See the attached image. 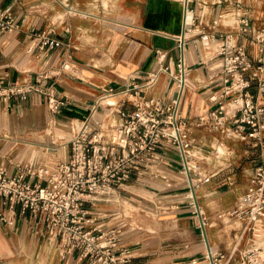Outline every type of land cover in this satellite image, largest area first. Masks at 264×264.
I'll return each instance as SVG.
<instances>
[{
    "label": "crops",
    "instance_id": "0c3cea01",
    "mask_svg": "<svg viewBox=\"0 0 264 264\" xmlns=\"http://www.w3.org/2000/svg\"><path fill=\"white\" fill-rule=\"evenodd\" d=\"M0 3L22 24L19 32H0V77L12 83L25 82L50 72L46 84H54L59 95L70 100L56 115L39 93L0 102V167L10 174L31 163L36 170L52 169L68 159L71 145L66 137L105 91L127 83H145L151 73L166 68L146 95L166 102L179 99L202 167L204 182L195 193L207 222L205 230L188 196L189 176L174 149L165 151L164 177L144 176L130 183L127 188L134 195L128 198L129 207L126 200L99 203L89 205L90 212L104 228L118 227L120 243L129 249L134 264H182L202 258L209 250L231 253L235 249L231 264H237L240 253L254 245L261 246L264 262V235L259 240L250 231L243 233V225L220 217L247 191L250 173L260 162V150L250 142L211 130V110L216 107L211 94L221 86V63L216 56L218 41L211 40L209 34L215 22L223 29L221 6L209 5L204 10L198 2L192 4L196 20L185 26L182 0ZM41 32L61 40L62 45L44 55L36 47V33ZM242 41L248 48L254 46L246 37ZM31 46L33 51H29ZM257 55L258 49L251 54ZM66 59L74 67L71 72H60L59 65ZM175 75L183 76L182 89ZM249 91L258 95L256 83ZM201 117L205 120L199 124ZM118 121L117 114L103 105L90 126L101 124L110 130ZM66 130L67 135H60ZM28 178L44 182L39 177ZM141 205L155 210L156 219L132 221L135 208ZM0 207L14 222H0V264H91L80 251H64L52 242L42 219L30 210L1 197Z\"/></svg>",
    "mask_w": 264,
    "mask_h": 264
},
{
    "label": "built area",
    "instance_id": "2783aa9c",
    "mask_svg": "<svg viewBox=\"0 0 264 264\" xmlns=\"http://www.w3.org/2000/svg\"><path fill=\"white\" fill-rule=\"evenodd\" d=\"M196 2L204 10L209 5L222 8L219 19L223 29L215 22L209 34L211 40L218 41L216 56L221 63L218 70L221 86L211 94V103L216 104L211 110V130L250 142L260 150V162L250 173L249 188L238 203L220 217L243 225V233L250 231L260 240L264 235V21H254L253 10L246 5V0H182L185 26L196 20L192 9ZM21 30L22 24L17 17L0 3V32ZM36 37L39 41L36 47L44 55L62 45L61 40L46 32L36 33ZM245 37L258 49L254 58L242 41ZM34 49L29 47V51ZM59 66L60 72H71L74 64L66 59ZM163 72L167 69L151 73L145 83H127L105 91L87 107V117L66 137L71 145L68 159L52 169L36 170L31 163L10 174L0 167V197L20 204L42 219L49 239L64 251H80L91 264H134L129 249L120 243L118 227L106 229L102 223H96L89 205L122 203L125 193L134 195L127 188L134 179L164 177L165 151L174 149L181 156L183 170L189 176L188 196L201 216L200 227L205 230L207 222L202 218L203 211L195 193L204 182L202 167L181 115L179 99L166 102L146 95L147 89ZM51 75L47 72L36 80L13 83L0 77V102L39 93L47 98L51 113H62L70 100L60 96L54 84H46ZM175 79L181 88L183 76L175 75ZM253 82L257 85V96L249 91ZM103 105L119 119L110 130L101 124L90 126L99 106ZM204 120L201 117L199 124ZM29 176L39 177L44 182L31 181ZM0 222L14 223L1 207ZM235 252L236 249L231 253L209 250L202 258L182 264L203 261L231 264L235 261ZM236 262L264 264L261 246L246 248Z\"/></svg>",
    "mask_w": 264,
    "mask_h": 264
},
{
    "label": "rangeland",
    "instance_id": "374dc122",
    "mask_svg": "<svg viewBox=\"0 0 264 264\" xmlns=\"http://www.w3.org/2000/svg\"><path fill=\"white\" fill-rule=\"evenodd\" d=\"M246 3H249V7L253 10V13H254V21L256 23H260L261 21H264V0H246ZM250 53L251 54H255L256 53V50H257V47L256 45L252 46V47H249L248 48ZM254 58V56H252ZM183 86V85H182ZM182 89V87H181ZM61 131H59L60 133ZM65 132V131H64ZM67 130H66V133H60V135H67ZM70 134V133H69ZM222 149V150H221ZM221 151H223V148H220ZM138 193H142V192H138ZM143 194V193H142ZM131 195L129 193H125L124 194V199L126 200V206L129 207L128 205L129 202H128V198L130 197ZM144 196V195H143ZM131 207V206H130ZM128 212V211H127ZM135 214H132V221L134 220H140L141 222H150V221H153L156 219V216H155V210H152L149 208H147V206H138L137 209L135 208Z\"/></svg>",
    "mask_w": 264,
    "mask_h": 264
},
{
    "label": "bare ground",
    "instance_id": "6f19581e",
    "mask_svg": "<svg viewBox=\"0 0 264 264\" xmlns=\"http://www.w3.org/2000/svg\"><path fill=\"white\" fill-rule=\"evenodd\" d=\"M123 8H124V7H123ZM183 18H184V17H183ZM183 20H184V19H183ZM187 32H188V30H187ZM185 72H186V71H185ZM184 76H185V75H184ZM220 147H221V146H220ZM221 150H222V149H221ZM226 151H227V150H225V153H226ZM261 239H262V238H261Z\"/></svg>",
    "mask_w": 264,
    "mask_h": 264
}]
</instances>
